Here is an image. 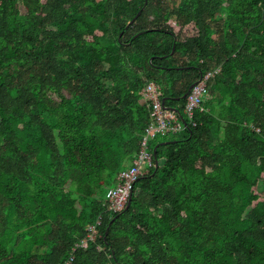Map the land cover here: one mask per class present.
I'll return each instance as SVG.
<instances>
[{
	"label": "trees",
	"instance_id": "obj_1",
	"mask_svg": "<svg viewBox=\"0 0 264 264\" xmlns=\"http://www.w3.org/2000/svg\"><path fill=\"white\" fill-rule=\"evenodd\" d=\"M150 84L184 128L113 213ZM71 257L264 264V0H0V264Z\"/></svg>",
	"mask_w": 264,
	"mask_h": 264
},
{
	"label": "built area",
	"instance_id": "obj_2",
	"mask_svg": "<svg viewBox=\"0 0 264 264\" xmlns=\"http://www.w3.org/2000/svg\"><path fill=\"white\" fill-rule=\"evenodd\" d=\"M208 77V76H207ZM143 95L151 100L153 108L151 111L152 122L146 128V136L142 142V149L134 161V166L130 169L123 170L118 175V183L114 188L109 189L107 193V200L109 202V209L113 213L123 211L133 192V188L139 177H141L152 166L153 155L149 151L147 142L151 137L158 134L166 135L168 133H176L184 128V124L177 112L166 109L159 98V87L155 84L148 85L143 91ZM206 94L205 80L199 81L193 86L190 94L187 97V102L184 108V114L191 119L194 111L201 105ZM99 224V222H98ZM96 233V226L89 227L88 238H94ZM87 242H83L82 246L87 247ZM73 257L68 261L59 264H72Z\"/></svg>",
	"mask_w": 264,
	"mask_h": 264
},
{
	"label": "water",
	"instance_id": "obj_3",
	"mask_svg": "<svg viewBox=\"0 0 264 264\" xmlns=\"http://www.w3.org/2000/svg\"><path fill=\"white\" fill-rule=\"evenodd\" d=\"M139 16V15H138ZM137 18V17H136ZM132 22H134V20L132 21ZM193 87V86H192ZM191 87V88H192ZM164 102H165V100H163V104H164ZM177 113H179V111H176ZM181 119L184 121V119H183V117L181 116ZM154 157H155V161H156V168L158 167V162H157V158H156V153H154ZM131 198H130V200H129V202H128V204H127V206H126V209H128L129 207H130V205H131Z\"/></svg>",
	"mask_w": 264,
	"mask_h": 264
}]
</instances>
